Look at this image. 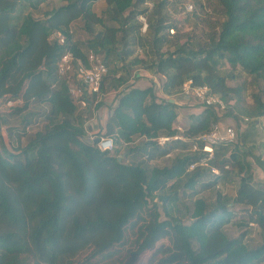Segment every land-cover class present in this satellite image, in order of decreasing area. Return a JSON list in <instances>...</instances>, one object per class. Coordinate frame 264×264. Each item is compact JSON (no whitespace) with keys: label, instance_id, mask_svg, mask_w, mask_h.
Returning <instances> with one entry per match:
<instances>
[{"label":"trees","instance_id":"obj_1","mask_svg":"<svg viewBox=\"0 0 264 264\" xmlns=\"http://www.w3.org/2000/svg\"><path fill=\"white\" fill-rule=\"evenodd\" d=\"M49 1L0 0V99H19L31 81L33 101L49 104L40 128H18L27 140L12 152L0 125V264H137L165 231L172 250L156 264H262L264 187L248 152L233 142L214 145L212 157L203 142L194 150L216 119L214 108L179 128V106L168 97L190 82L254 121L264 116V0H209L212 18L201 16L207 8L201 1L200 14L184 17L197 19L186 33L165 9L173 0H154L151 10L146 0H104L100 12L98 0H62L43 9ZM145 13L143 32L138 15ZM78 19L88 38L69 31ZM56 31L66 34L64 43L51 39ZM89 49L108 66L101 93L117 91L104 127L115 138L112 152L88 139L89 115L78 110L69 78L57 71L66 51L86 61ZM137 66L162 77L165 97L153 85L131 82ZM239 74L243 80L230 85ZM250 83L257 89L246 102ZM160 137L171 139L159 143ZM178 147L169 165L154 163ZM231 181L235 194L220 187ZM230 223L247 229L230 236ZM255 228L262 241L253 246L247 237ZM91 235L98 237L85 239Z\"/></svg>","mask_w":264,"mask_h":264},{"label":"rangeland","instance_id":"obj_2","mask_svg":"<svg viewBox=\"0 0 264 264\" xmlns=\"http://www.w3.org/2000/svg\"><path fill=\"white\" fill-rule=\"evenodd\" d=\"M146 1L152 2L154 6V0H146ZM201 1L206 2L207 4L206 12L204 13L201 11V16L203 17L207 16L209 18H212L213 13L211 12V7L208 4L209 0H173V3L165 8L168 12H170V14L174 19L176 18V21L178 23L177 25L179 26L181 32L186 33L188 31H191V29H193V25H195L197 19L194 16H189V18L185 20L184 17L187 16L192 11L194 12V14H197V11L198 14H200ZM62 2H63L62 0H51L49 2L44 3L42 8L45 10L51 9L53 7L60 5ZM189 5H192L191 9H188ZM104 7H105L104 0H98L94 5V8L98 12H100ZM74 25H75L73 26L74 38L85 39L89 37V35L84 30V23L82 20L77 21ZM93 29H96V26H93ZM170 33H174V29L173 31L171 30ZM137 54L139 55L143 54L141 47H137ZM143 70L146 69L137 66L133 69L132 73H134V75L139 71L145 73L143 72ZM237 78H238L237 81L229 80L228 83L230 85H235L236 83H239L243 80L244 75L239 74ZM132 80L134 81V84H141V85L144 84L143 82L138 81L139 78L136 76L132 77L131 81ZM160 82H162V77L160 78ZM184 87L180 93L169 97L167 96L169 99H176L179 103L182 104V106H180L182 109L178 110L179 117L175 121V126L179 128L185 127V125L190 119L197 117V115L201 114L204 111V109L207 107V105L204 104L202 99L194 97L192 94H188V95L184 94L183 93L185 89ZM256 89L257 86L250 83V86L245 92L246 102L251 101L249 95ZM213 108L216 113V119L213 120V123H219L221 129L223 128L225 129L226 127H233L235 129L236 137L235 140L233 141V145H236L238 143L236 146H239L242 150L248 152V157L253 163L254 176L256 180L260 182V184L264 187V117L258 118L257 120L254 121L253 118H248L245 114H243L239 108H234L232 106L228 107L226 103L224 107L213 106ZM190 111H192L193 115L188 117ZM102 132L104 131L102 130L101 133ZM159 143H161L160 140ZM126 149L127 148H122L120 151L124 153ZM193 149H194V145H193ZM178 151H181V148L179 147L176 148L173 152L169 153L168 155L154 161V163L159 165H169L175 153ZM236 186H237V182L231 181L220 187L222 188L223 192H227L229 194H235ZM202 195L209 196L211 195V193L210 191H204ZM185 202L186 204L189 203V205H192L193 198L189 197L185 200ZM77 215L80 220L85 219V213L83 212V210L81 211L79 209L77 211ZM71 226L72 224H70V227ZM250 226L254 227L255 225L250 224ZM245 229H247L246 225L240 223H230L227 227V232L229 233L230 236H236L242 230ZM97 237H98L97 235H91L85 237V239L88 238L93 241L96 240ZM247 240L253 246L260 244L262 241V234L260 230L258 228L253 229L249 234V236L247 237ZM171 250H172V238L170 232L165 231L159 236L153 247L142 256V258L137 264H156V261L160 257L169 253ZM262 264H264V262Z\"/></svg>","mask_w":264,"mask_h":264},{"label":"built area","instance_id":"obj_3","mask_svg":"<svg viewBox=\"0 0 264 264\" xmlns=\"http://www.w3.org/2000/svg\"><path fill=\"white\" fill-rule=\"evenodd\" d=\"M148 9L153 8V3L146 1ZM192 5H189L188 9H191ZM139 21L142 24V31H146L148 27V20L146 14H140L138 16ZM173 31V29H171ZM70 32H74L72 24L69 28ZM51 39H57L60 43H64L66 40V34L61 31L52 33ZM57 71L59 76L68 77V87L71 96L80 106H86L87 100L84 98L85 93L89 94H101V86L104 76L108 73V66L105 63L102 55L96 52L94 49H89L86 56V61L76 59L72 51H66L60 58ZM160 84L159 82H157ZM157 84V85H158ZM183 93L188 95L192 94L194 97L202 99L207 106L224 107L225 102L217 95L209 92L206 86H191L190 82L185 84ZM87 129V127H86ZM236 137V132L233 127H226L221 129L219 123H212L211 129L198 136V141L194 143V149L200 148L199 143L203 142V150L208 153V157H212L214 153V145L219 142H233ZM175 138H181L175 136ZM88 139L94 142L97 139L96 145L101 151H114L115 138L113 135H88ZM171 137H160L161 143ZM208 157L201 158V163H206ZM194 165H192L193 167ZM216 171V169H213Z\"/></svg>","mask_w":264,"mask_h":264},{"label":"crops","instance_id":"obj_4","mask_svg":"<svg viewBox=\"0 0 264 264\" xmlns=\"http://www.w3.org/2000/svg\"><path fill=\"white\" fill-rule=\"evenodd\" d=\"M79 20L80 19L74 21L72 26H75L74 24ZM143 72L145 73L139 71L135 74V76L139 78L138 81L143 82L144 84L134 85L138 87H147L149 85H153L157 95L165 97L166 95L162 93L161 89V76L159 78V75H155L148 70H143ZM131 82L134 83L133 80ZM30 84L31 81L28 83V86H26L22 96L19 99H0L1 133L3 135V141L7 147V150L11 152L13 151V145H23L27 140V135H21V137L18 136L16 132L18 128H26L28 132H32L40 128L44 124L43 113L49 109V104L47 102L40 103L33 101L32 94L34 91L30 92ZM88 95L89 101L87 100V105H79L78 110L83 115H89V118L86 120L88 135H94L97 137L104 134V132L101 133V131H104L105 124L112 114V106H114L117 101V91L107 89V91L102 92L100 95H95L94 97H92V94L88 93ZM171 100L175 101L179 107L182 106V104L176 99ZM98 103H100V105H98ZM179 107L178 110L182 109ZM192 115L193 113L190 111L188 117ZM28 122H36L37 126L26 125Z\"/></svg>","mask_w":264,"mask_h":264},{"label":"water","instance_id":"obj_5","mask_svg":"<svg viewBox=\"0 0 264 264\" xmlns=\"http://www.w3.org/2000/svg\"><path fill=\"white\" fill-rule=\"evenodd\" d=\"M97 142V139L94 141V143H96ZM119 160H121V156H119Z\"/></svg>","mask_w":264,"mask_h":264}]
</instances>
